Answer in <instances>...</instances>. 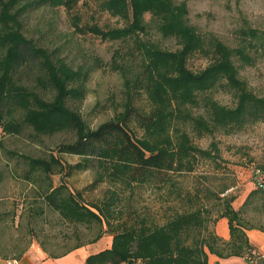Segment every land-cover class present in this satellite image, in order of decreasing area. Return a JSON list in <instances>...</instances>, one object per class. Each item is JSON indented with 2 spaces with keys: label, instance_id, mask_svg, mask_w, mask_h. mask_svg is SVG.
<instances>
[{
  "label": "trees",
  "instance_id": "trees-1",
  "mask_svg": "<svg viewBox=\"0 0 264 264\" xmlns=\"http://www.w3.org/2000/svg\"><path fill=\"white\" fill-rule=\"evenodd\" d=\"M73 1L0 0V134H25L33 143L62 132L74 136L43 156L8 149L0 139V155L12 162H3L0 184L11 179L18 185V195L12 196V206L5 214L15 216L20 210V216H32L38 225L43 223L46 208L60 223L72 225L76 240L60 252L97 240L106 226L105 231L112 234L110 247L86 256V264H208V252L222 258L246 256L251 264H264L245 232L264 230L247 215L249 207L264 213V178L262 185L254 184L237 209L233 206L236 195L227 193L219 199L217 219H227V240L215 233L214 226L208 229L211 212L201 204L176 212L159 225H117L114 189L108 188L102 198L89 199L66 182L74 172L89 167L97 170L96 178L86 187L89 190L102 181L126 186L148 181L158 171H191L198 156H211V151L194 144L191 133L197 137L217 129L229 133L264 121V96L247 87L235 65L236 58L251 63L246 48L264 46V33L243 27L240 43L230 47L212 35L202 36L188 23L186 1L102 0L101 8L121 19L123 25L83 27L76 14H71L74 31L120 41L125 51L116 48L109 62L92 55L90 62L73 65L55 54L58 47L48 50L27 37L20 20L29 8L44 5L52 9L64 6L70 11ZM151 29L174 38L179 46L161 48L145 37ZM198 51L209 56L210 63L194 72L187 67V60ZM105 68L123 78L121 110L115 108L110 119L92 128L67 102L82 101L90 74ZM217 85L231 92L234 106L201 96ZM42 91L49 92L50 98L43 97ZM110 101V106L116 107L113 97ZM194 106H202L203 113L193 114ZM132 122L141 130L139 137L130 131ZM63 154L82 159L66 164L60 158ZM227 189L225 186L221 192ZM94 227L93 237L79 238L77 228Z\"/></svg>",
  "mask_w": 264,
  "mask_h": 264
},
{
  "label": "rangeland",
  "instance_id": "rangeland-1",
  "mask_svg": "<svg viewBox=\"0 0 264 264\" xmlns=\"http://www.w3.org/2000/svg\"><path fill=\"white\" fill-rule=\"evenodd\" d=\"M101 1L74 0L70 11L64 6L55 9L48 5L29 8L20 17L21 31L48 50L58 47L55 54L73 65L88 60L90 62L92 55L109 62L116 48L125 51L124 44L120 41L102 40L92 32H76L71 19V14H76L79 24L83 27L97 25L106 29L122 26L121 19L101 8ZM173 1L175 3L186 1L187 21L198 33L204 37L212 35L230 47H236L240 43L239 30L243 27L249 26L264 33V0ZM145 37H149L161 48L174 50L179 46L174 38L163 37L155 29H151L150 35ZM246 51L251 57V63H244L236 58L238 76L254 94L264 96V46L256 45L246 48ZM209 63L210 57L198 51L188 57L187 67L198 72ZM86 87V97L82 101L67 103L80 113L90 127L95 128L110 119L115 108H118L117 111L121 110L118 103L123 98V78L119 72L107 68L97 69L90 74ZM42 95L50 98L51 94L42 91ZM201 96L210 97L227 106L235 104L231 92L221 85L204 92ZM110 97L116 101V107L110 106ZM98 103L105 105V108L97 106ZM203 111L202 106L191 107L193 114ZM130 127L132 135L138 137L141 135L136 123L132 122ZM191 137L195 145L211 151L210 157L198 156L191 171H158L148 181H134L126 186L102 181L96 188L89 190L86 189L87 185L97 175V170L89 167L74 172L66 182L72 190L83 191V195L89 199L102 198L108 188L114 189L117 225H159L168 216L201 204L211 212L208 229L213 230L214 219L217 220L221 207L218 205L219 199L227 193L236 197L242 195L248 192L249 185L253 186L264 178V121L249 123L229 133L217 129L212 134H204L201 137L191 133ZM73 138L72 134L62 132L49 137L43 136L37 143H33L25 134L20 137L0 134L5 147L32 156L46 155L55 151L56 145L60 142L71 141ZM60 158L66 164L76 163L82 159L78 155L67 154ZM3 162L7 163L6 158L4 160L0 155V168H4ZM7 165H12V162ZM0 185H2L0 195L17 197V182L9 179ZM225 186L228 189L222 193ZM255 212L249 207L247 215L264 227V213ZM77 229L81 233L79 238L83 240H88L96 233V227ZM73 231L72 225L60 223L51 215V227L46 225V231L40 234V238L47 240V246L52 250H61L76 240ZM105 240L106 238H102L100 242Z\"/></svg>",
  "mask_w": 264,
  "mask_h": 264
},
{
  "label": "crops",
  "instance_id": "crops-1",
  "mask_svg": "<svg viewBox=\"0 0 264 264\" xmlns=\"http://www.w3.org/2000/svg\"><path fill=\"white\" fill-rule=\"evenodd\" d=\"M247 188L249 192L254 188V185H249ZM248 192L236 197L235 203H233L236 209L245 200ZM12 198L7 195H0V264H86V256L109 248L111 245L112 234L105 231L106 226H103L102 235L95 241L86 242L67 252L52 250L47 246L48 243L44 245L43 241L45 240L40 238V234H44L46 231V225L51 227L52 213L45 208L43 223L39 222L38 225H34L32 216H20V210L15 216L6 215L5 213L12 206L10 202ZM214 231L222 239L227 240L229 238L228 222L225 217L216 220ZM245 232L249 242L254 245L262 262H264V230L250 228L246 229ZM21 237L24 238L21 239ZM102 238H106V240L100 242ZM207 262L208 264H251L246 256L222 258L209 252L207 253Z\"/></svg>",
  "mask_w": 264,
  "mask_h": 264
},
{
  "label": "built area",
  "instance_id": "built-area-1",
  "mask_svg": "<svg viewBox=\"0 0 264 264\" xmlns=\"http://www.w3.org/2000/svg\"><path fill=\"white\" fill-rule=\"evenodd\" d=\"M257 184H258V185H262V183H261V181H260V180H259V181H257Z\"/></svg>",
  "mask_w": 264,
  "mask_h": 264
}]
</instances>
